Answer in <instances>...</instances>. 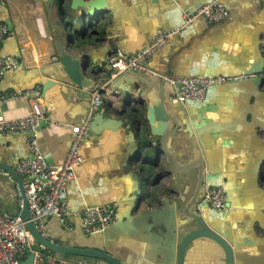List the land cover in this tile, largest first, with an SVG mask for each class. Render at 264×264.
Listing matches in <instances>:
<instances>
[{"label":"crops","instance_id":"1","mask_svg":"<svg viewBox=\"0 0 264 264\" xmlns=\"http://www.w3.org/2000/svg\"><path fill=\"white\" fill-rule=\"evenodd\" d=\"M173 1L179 4L183 2ZM119 4V10L115 6L116 17L109 14L107 21L99 24L97 29L100 34L105 32L104 35L113 44L117 41L120 48L117 52L125 55L135 54L149 44L156 34L155 28L162 21L167 27L174 28L184 18L177 8L139 21L133 11L138 8L137 4L133 5L127 0ZM235 6V19L227 22L226 28L213 27L206 49L199 53L201 61H194V64L208 73L207 77L243 81L212 86L203 102L186 104L193 114L202 117L203 131L199 139L208 182L205 185L223 186L230 203L229 209L218 212L205 204L200 195L197 208L216 215V219H225L222 222L229 228L231 243L254 258L258 253L254 251L250 255L249 250H255V240L264 237V181L261 180L264 174V84L253 87L242 75L262 68L264 63V16H252L247 4ZM46 7V2L42 0H6L5 5L0 6V24L7 25L5 21L11 24L10 35L1 44L0 57H12L19 62L18 68L7 73L0 81V95L16 93L22 97L4 101L0 106L1 111L7 119L27 115L30 113V101L36 98L47 108L53 120L76 124L86 115L92 92L63 83H56L43 91L40 82L43 78L52 77L51 71L57 62L52 59L56 54ZM243 17H249L246 23H243ZM37 18L40 26L36 23ZM131 21L134 25L130 24ZM202 23L195 24L189 32L194 33V27L202 26ZM84 44L89 47L86 56L100 70L108 72L106 57L111 52L105 49L107 42ZM166 49L168 46L164 45L148 58L150 68H160V57ZM179 70L189 74L195 72L194 69L187 71L183 64ZM208 70L214 75H209ZM32 91L33 95L23 97L24 93ZM101 96L105 111L99 114L103 118L99 114L92 117L82 144L83 162L75 169L74 179L67 186V201L73 214L72 228L65 230L51 220L47 233L59 243L106 248L109 254L126 264H166L163 242L159 240L163 236L156 226L151 227L152 219L143 216V213L148 207L174 213L179 201L182 204L192 202L198 192L194 178L196 171H190L188 176L176 174L171 166L163 162L162 156L158 169H150L143 156L153 159L155 149L151 143L159 147V139L151 138L145 108L140 112L141 135L135 132L132 136L129 130L124 131L119 127V121L112 112V92L105 90ZM184 138L186 147L183 153L174 140L169 146L177 162L185 166L192 156V145L198 142L189 135ZM70 140L68 129L45 125L39 128L38 144L49 165L62 164ZM27 155L24 135L0 134V163L15 170L19 159ZM147 172L153 175L150 179L153 185L150 197L136 210V203L132 199L138 180ZM16 187L15 180L0 170V206L10 214L18 212ZM99 205H115L119 221H115L116 226L107 234L87 236L81 230L82 212L86 207ZM180 207H185V204ZM259 207H263L262 210ZM223 263L222 250L207 239L193 242L185 251L184 264Z\"/></svg>","mask_w":264,"mask_h":264},{"label":"water","instance_id":"2","mask_svg":"<svg viewBox=\"0 0 264 264\" xmlns=\"http://www.w3.org/2000/svg\"><path fill=\"white\" fill-rule=\"evenodd\" d=\"M42 1L47 4V19L55 48L56 56L52 59L57 61L51 71L52 77L40 80L43 91L56 83L72 84L85 89L88 93L97 89L100 94H103L105 90L111 91L112 106H114L112 112L117 117V121H119V127L124 131L129 130L132 136L135 135V132L138 136L141 135L140 112L142 108H145L151 138L159 139V147L151 143V147L155 149L153 159L150 156H143V160L147 161L145 163L149 168L157 170L162 156L164 157L163 162L171 166L176 174L188 176L190 171H196L194 178L198 192L192 202H184L186 208L180 207V205L184 204L179 201V203H176L177 207L174 213L150 207L143 213V216H148L152 219L153 224H151V227L156 226L158 232L163 236L159 240L161 243L163 242V257L166 260V264H184L187 247L197 240L204 239L210 240L220 247L224 254L223 264H264V237L255 240L256 249H250L249 253L253 255L254 251H256L258 254L254 258H250L248 253L239 249L238 245L231 243L229 228L225 222H222L225 219H216V215L207 214V211H201L197 208L199 197L200 195L202 197L204 188L212 186L210 184L205 185L207 182L205 176L206 167L200 153L201 142L199 134L203 131L202 117L198 118L193 114L186 104L187 102L197 101L187 100L180 102L171 97V95L173 96V87L168 81V79L192 76L207 77L208 73L203 72L198 64H194V61H201L202 56L199 53L206 49L213 27L226 28L228 26L227 22L235 19V11L237 10L235 5L237 4H247L251 8L250 13L252 16H258L259 18L264 16V0H183L181 4L173 0H127L133 5H138V8H134L133 11L139 21L146 17L166 14L177 8L181 10L182 17L188 16L212 1L221 3L227 9L228 14L223 21L216 23L217 25L215 26H210L203 17H198L189 23H186L183 18L180 25L174 28L167 27L165 21H162L163 25L162 23L158 24L155 28L156 34L153 38L157 36L158 32H173V34L164 44L168 46V49L160 57V63L158 64L160 68H150L147 63L148 68L158 76L127 70L115 78L110 77V68L108 72L100 70L96 63L86 56V49H89V47L84 43L97 45L107 42V46H105L107 52L120 50L118 42L115 41L113 44L112 40L104 35L105 32L100 34L97 27L107 21L109 14L116 17L115 6L119 10V2L121 1L123 4L124 0ZM185 5L189 6L184 7ZM129 14L132 16V13L129 12ZM248 19L249 17L247 19L243 17V23H246ZM201 21L203 22L202 26L194 27V33L189 32L190 28ZM5 22L10 31V22ZM130 24L134 25V22L131 21ZM181 64L185 65L187 71L194 69L195 72L191 74L181 72L179 70ZM213 73L210 71L209 75H214ZM242 76L247 77L245 80L249 81L253 87L263 85L264 63L262 68L244 73ZM241 81L243 80L226 78L223 83L237 84ZM123 83L126 84L125 87L122 86ZM98 116L103 118L101 114ZM194 116H196V119H194ZM185 135H189L190 138L194 137L198 142V146L196 144L192 145V156L188 160V164L186 163L184 166L177 162L178 160L169 144L171 145L174 140L179 151L183 153L186 147ZM262 163H264V160ZM0 170L15 180L18 190L22 193V181L13 167L0 163ZM152 176L150 172H147L142 176L141 180H138L137 191L132 199L136 203V210L141 203L150 197V188L153 186L150 184ZM261 180L264 181V174H262ZM229 207L230 203L225 192V210L219 211H226ZM166 208L165 206L164 209ZM262 208L259 207V210H262ZM18 215L25 220V226L34 240L49 249L58 259L66 260L70 263L83 264H126L114 255L109 254L106 248H96L90 245L75 247L54 241L47 231L51 220L58 223L55 218L44 219L46 237H42L31 221L25 199H23V208ZM116 220V222L119 221L118 215H116ZM116 222L111 223L100 234H107L111 228L116 226ZM27 264H30V262H27Z\"/></svg>","mask_w":264,"mask_h":264},{"label":"built area","instance_id":"3","mask_svg":"<svg viewBox=\"0 0 264 264\" xmlns=\"http://www.w3.org/2000/svg\"><path fill=\"white\" fill-rule=\"evenodd\" d=\"M6 0H0V6ZM227 9L219 2L206 3L188 16L186 23L198 17H203L208 23L216 24L227 17ZM36 23L40 26L39 18ZM173 32H158L157 36L139 52L125 55L121 52H111L106 57V64L111 69L110 77L115 78L130 70L138 73L153 74L148 66V58L162 47ZM10 32L5 24H0V48ZM19 62L12 57H0V81L9 72L14 71ZM173 87L174 99L201 102L205 99L207 90L212 85L221 84L226 78L219 76L184 77L168 79ZM25 98L33 95L24 93ZM10 99H22L19 94L0 95V106ZM100 91L94 90L89 101L86 115L80 122L73 124L53 120L47 108L36 98L30 101V113L15 119H7L0 107V134L24 135L26 137L28 155L19 159L15 172L22 181V193L16 187L15 203L17 214L5 212L0 206V264H83L70 263L58 259L45 246L38 244L27 230L25 220L18 215L26 200L31 221L42 237H46L45 218L57 219L65 230H71L73 214L67 201V186L74 179L75 169L83 162L81 149L83 140L89 130L90 122L95 114L104 112ZM56 126L68 129L71 140L65 159L58 166L49 165L39 147L38 134L42 126ZM201 200L214 210H225V190L223 186L205 187ZM116 220L115 205H99L86 207L81 215L83 234L95 235L101 233Z\"/></svg>","mask_w":264,"mask_h":264}]
</instances>
